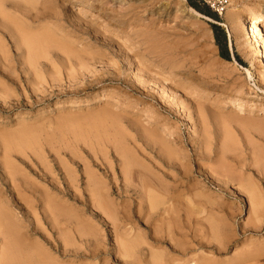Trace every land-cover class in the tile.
Wrapping results in <instances>:
<instances>
[{
  "label": "rangeland",
  "instance_id": "rangeland-1",
  "mask_svg": "<svg viewBox=\"0 0 264 264\" xmlns=\"http://www.w3.org/2000/svg\"><path fill=\"white\" fill-rule=\"evenodd\" d=\"M189 1L0 0V218L32 264H264V0Z\"/></svg>",
  "mask_w": 264,
  "mask_h": 264
},
{
  "label": "bare ground",
  "instance_id": "bare-ground-1",
  "mask_svg": "<svg viewBox=\"0 0 264 264\" xmlns=\"http://www.w3.org/2000/svg\"><path fill=\"white\" fill-rule=\"evenodd\" d=\"M192 9V8H191ZM194 12H196L194 9H192ZM197 13V12H196ZM199 14V13H198ZM15 24V23H14ZM20 27V26H19ZM244 29L247 31V34L249 35V40H248V43H247V46H248V48H249V50H250V58L252 59V62L251 63H253V61L255 62V63H257L258 61L259 62H261L260 60H257L258 58H256V55H257V57H258V55H259V57L263 60V63H264V41H263V35H264V16H259V15H254L251 19L249 18V21H247V22H245L244 23ZM230 32V31H229ZM17 33V32H16ZM21 33V32H20ZM21 39V38H20ZM50 39V38H49ZM39 39L38 38H28V39H25V44L26 45H28V46H30V48L31 47H33L34 45L36 46V45H38L39 44ZM1 42V41H0ZM160 47V46H159ZM174 48V47H173ZM160 50V49H159ZM163 51V50H162ZM176 51V50H175ZM177 52V51H176ZM71 53V52H70ZM167 54H168V52H167ZM177 54V53H176ZM175 54V55H176ZM155 55V54H154ZM35 56V55H34ZM170 59V58H169ZM257 61V62H256ZM169 62L171 63V64H175V62H174V60L171 58L170 60H169ZM168 62V63H169ZM195 62V61H194ZM167 65V64H166ZM169 65V64H168ZM140 66V65H139ZM254 66V65H253ZM167 67V66H166ZM193 67V64H192V62L190 63V71L193 69L192 68ZM138 68V67H137ZM165 68V67H164ZM4 71V70H3ZM165 71V70H164ZM167 71V70H166ZM171 71V70H170ZM150 73V72H149ZM179 73V72H178ZM177 73V74H178ZM249 73V76L251 77L252 75H251V73L250 72H248ZM147 74V73H146ZM190 74H191V72H190ZM148 78V77H147ZM182 79V78H181ZM180 79V80H181ZM166 81V80H165ZM261 83H263V82H261ZM138 85V84H137ZM257 86V85H256ZM257 88H259L260 89V87H258L257 86ZM191 89V88H190ZM171 91V90H170ZM264 92V91H263ZM2 94V93H1ZM243 98H244V96H243ZM233 116V115H232ZM115 118V117H114ZM231 122V121H230ZM242 123V122H241ZM226 124V123H225ZM75 125V124H74ZM223 128V127H222ZM228 128V127H227ZM156 139V138H155ZM253 139V138H252ZM27 140V139H26ZM144 140V139H143ZM21 141V140H20ZM22 142V141H21ZM24 143V142H23ZM37 145V144H36ZM29 146V145H28ZM30 147V146H29ZM87 147V146H86ZM236 147V146H235ZM32 149H33V151H34V149L35 148H33L32 147ZM24 150V149H23ZM36 151V150H35ZM263 151V150H262ZM205 154V153H204ZM125 155V154H124ZM252 155V154H251ZM102 156V155H101ZM222 157V156H221ZM222 160V159H221ZM256 160V159H255ZM41 161H42V159H41ZM131 161V160H130ZM221 162V161H220ZM261 162V161H260ZM131 164V163H130ZM143 166V165H142ZM127 169V168H126ZM223 170V169H222ZM127 172V171H126ZM129 173V172H128ZM11 175V174H10ZM247 175V174H246ZM21 176V175H20ZM211 176H212V174H211ZM54 178V177H53ZM23 181V180H22ZM248 181H249V179H248ZM28 182V181H27ZM96 182V181H95ZM23 183H24V181H23ZM70 183V182H69ZM148 183V182H147ZM250 183V182H249ZM94 184V183H93ZM22 185V184H21ZM89 185H90V183H89ZM96 185H98V184H96ZM95 185V186H96ZM147 185V184H146ZM251 185V184H250ZM28 186V185H27ZM143 186V185H142ZM150 186V185H149ZM149 186H147L148 187V189H149ZM163 186V185H162ZM237 186V185H236ZM98 187V186H97ZM154 188H155V186H153ZM20 188V187H19ZM100 188V187H99ZM103 188V187H102ZM36 189V188H35ZM34 189V190H35ZM160 189V188H159ZM167 189V188H166ZM197 189V188H196ZM29 190V189H28ZM145 190V189H144ZM151 190H154V189H151ZM93 191V190H92ZM91 191V192H92ZM148 191V190H147ZM261 191V190H260ZM155 192V191H154ZM158 192V191H157ZM161 192V191H160ZM35 193V192H34ZM95 193V192H94ZM163 193V192H162ZM19 194V193H18ZM29 194V193H28ZM44 194V193H43ZM48 194V193H47ZM107 194V193H106ZM253 194V193H252ZM255 194V193H254ZM25 195V194H24ZM27 195V194H26ZM25 195V196H26ZM96 195V194H95ZM102 195V194H101ZM152 195H154V196H152V197H155V194L153 193ZM158 195V194H157ZM92 196H94V195H92ZM147 196V195H146ZM151 196V195H150ZM258 196V195H257ZM256 196V197H257ZM31 197V196H30ZM43 197V196H42ZM253 197V196H252ZM258 198V197H257ZM44 199V198H43ZM94 199V198H93ZM96 199V198H95ZM148 199H149V197H148ZM152 199V198H151ZM161 199V198H160ZM259 199V198H258ZM30 200H32V199H30ZM98 200V199H97ZM150 200V199H149ZM148 200V201H149ZM153 200V199H152ZM152 200H150L151 201V203H152ZM155 200H157V197L155 198ZM154 200V201H155ZM166 200V199H165ZM186 200V199H185ZM56 201V200H55ZM140 201V200H139ZM144 201V200H143ZM162 201V200H161ZM255 201V200H254ZM258 201V200H257ZM3 202V201H2ZM108 202V201H107ZM157 202V201H156ZM182 202V201H181ZM213 202V201H212ZM37 203V202H36ZM53 203V202H52ZM111 203V202H110ZM155 203V202H154ZM224 203V202H223ZM26 204V203H25ZM44 204H45V202H44ZM103 204V203H102ZM157 204V203H156ZM165 204V203H164ZM34 205V204H33ZM107 204H105V206H106ZM125 205V204H124ZM160 205V204H159ZM257 205V204H256ZM44 206V205H43ZM110 206V205H109ZM161 206H163V205H161ZM195 206V205H194ZM2 207H4V206H2ZM101 207V206H100ZM111 207V206H110ZM151 207H153V206H151ZM155 207V206H154ZM153 207V208H154ZM43 208V207H42ZM152 208V209H153ZM264 208V207H263ZM59 209V208H58ZM3 210H5V208L3 209ZM8 210V209H7ZM63 210V209H62ZM70 210V209H69ZM137 210V209H136ZM50 211V210H49ZM198 211V210H197ZM61 212V211H60ZM75 213V212H74ZM140 213V212H139ZM171 213V212H170ZM169 213V214H170ZM56 214V213H55ZM111 214V213H110ZM177 214V213H176ZM252 214V213H251ZM57 215V214H56ZM4 216V215H3ZM12 216V215H11ZM51 216V215H50ZM1 217V216H0ZM5 217V216H4ZM76 217V216H75ZM171 217V216H170ZM2 218V217H1ZM1 218H0V231L1 232H3V234H4V237L6 238V242H5V244H6V246H5V249L1 252L2 254V258H0V260H1V264H19L18 262H14L13 260L15 259V256H24L23 258H20V259H18V261L20 262H22V264H32L33 262H32V260H31V258L29 257V256H35L36 254H38V256H40V253L38 252V251H36V253H27V252H24V248H26V246H28V244H27V242H28V239H25L26 241H24L23 239H20L19 237L16 239L14 236H13V234H12V231H11V227L6 223V222H4L3 220H1ZM175 218V217H174ZM185 218V217H184ZM56 219V218H55ZM54 219V220H55ZM70 219V218H69ZM167 219V218H166ZM67 220H68V218H67ZM158 220V219H157ZM6 221V220H5ZM55 222V221H54ZM68 222V221H67ZM177 222V221H176ZM172 223V222H171ZM249 223V222H248ZM13 224V223H12ZM56 225V224H55ZM60 228V227H59ZM116 228V227H115ZM14 229V228H13ZM24 229V228H23ZM21 230V229H20ZM26 230V229H25ZM39 230V229H38ZM59 230V229H58ZM81 230V229H80ZM167 230V229H166ZM199 232V231H198ZM20 233H22V232H20ZM63 233V232H62ZM184 233V232H183ZM19 234V233H18ZM32 234V233H31ZM85 234V233H84ZM166 234V233H165ZM15 235V234H14ZM21 235V234H20ZM23 235V234H22ZM22 235H21V237H22ZM28 235V234H27ZM169 235V234H168ZM25 236V235H24ZM68 236V235H67ZM128 236V235H127ZM207 236V235H206ZM33 237V236H32ZM172 237H173V235H172ZM208 237V236H207ZM24 238H26V237H24ZM204 238V237H203ZM206 238V237H205ZM20 239V240H19ZM31 239V238H30ZM5 240V239H4ZM159 240V239H158ZM24 241V242H23ZM34 241V240H33ZM130 241V240H129ZM2 242V241H1ZM0 242V243H1ZM16 242H17V244H16ZM30 242V241H29ZM28 242V243H29ZM37 242V241H36ZM40 243V242H39ZM44 243V242H43ZM95 243V242H94ZM18 244H19V246H18ZM30 244V243H29ZM133 244V243H132ZM2 245V244H1ZM17 245V246H16ZM125 245V244H124ZM128 245V244H127ZM220 245V244H219ZM242 245V244H241ZM145 246V245H144ZM4 247V246H3ZM20 247V248H19ZM34 248V247H33ZM29 249H30V247H29ZM42 249V248H41ZM126 249V248H125ZM31 250V249H30ZM26 251V250H25ZM32 251V250H31ZM33 251L35 252V249H33ZM49 254V253H48ZM43 254H41V256H42ZM28 256V257H27ZM52 256V255H51ZM37 257V256H36ZM53 257V256H52ZM48 259V258H47ZM46 259V260H47ZM54 259V258H53ZM53 259H51V260H53ZM36 260V259H35ZM45 260V259H44ZM56 261V260H55ZM39 262V261H38ZM47 262H49V261H47ZM162 262V261H161ZM255 262V261H254ZM40 263V262H39ZM185 263V262H184ZM261 263V262H260ZM21 264V263H20ZM43 264H45V263H43ZM172 264V263H171Z\"/></svg>",
  "mask_w": 264,
  "mask_h": 264
},
{
  "label": "trees",
  "instance_id": "trees-1",
  "mask_svg": "<svg viewBox=\"0 0 264 264\" xmlns=\"http://www.w3.org/2000/svg\"><path fill=\"white\" fill-rule=\"evenodd\" d=\"M190 5L195 8L196 10L203 12L205 14H208L210 16H215L216 20H218L217 16L215 14H212L210 12H207L206 10L200 8L198 6V4L195 1L190 0L189 1ZM213 29H214V34H215V39H216V43L220 48V55L226 59H230V54L228 52H225L223 50V48L226 46L227 47V36H226V32L224 31L223 28H221L218 25H213ZM237 55V54H236Z\"/></svg>",
  "mask_w": 264,
  "mask_h": 264
},
{
  "label": "built area",
  "instance_id": "built-area-1",
  "mask_svg": "<svg viewBox=\"0 0 264 264\" xmlns=\"http://www.w3.org/2000/svg\"><path fill=\"white\" fill-rule=\"evenodd\" d=\"M205 2L211 6L216 12L221 14L224 11L227 0H205Z\"/></svg>",
  "mask_w": 264,
  "mask_h": 264
}]
</instances>
